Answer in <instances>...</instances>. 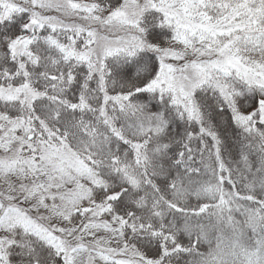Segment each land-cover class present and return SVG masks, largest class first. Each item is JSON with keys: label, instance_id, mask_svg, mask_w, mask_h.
<instances>
[{"label": "snow or ice", "instance_id": "obj_1", "mask_svg": "<svg viewBox=\"0 0 264 264\" xmlns=\"http://www.w3.org/2000/svg\"><path fill=\"white\" fill-rule=\"evenodd\" d=\"M0 264H264V0H0Z\"/></svg>", "mask_w": 264, "mask_h": 264}]
</instances>
